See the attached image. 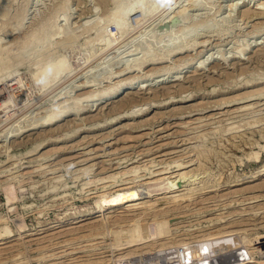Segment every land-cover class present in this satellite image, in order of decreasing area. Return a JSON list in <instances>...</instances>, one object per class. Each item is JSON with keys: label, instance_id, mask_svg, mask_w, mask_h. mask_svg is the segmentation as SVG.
<instances>
[{"label": "rangeland", "instance_id": "374dc122", "mask_svg": "<svg viewBox=\"0 0 264 264\" xmlns=\"http://www.w3.org/2000/svg\"><path fill=\"white\" fill-rule=\"evenodd\" d=\"M257 2L264 0H160L146 16L128 15L122 33L114 0H0V92L9 101L0 112V264L96 257L111 264L133 246L148 250L137 246L144 242L174 237L173 247L228 231L255 239L238 241L249 250L264 242V5ZM179 35L188 40L176 47L186 49L171 56L167 45ZM60 60L69 69L61 79ZM188 62L196 65L180 82H158ZM149 74L152 87L92 106L96 95ZM65 105L80 112L41 134L29 130ZM128 112L135 117L116 121ZM138 197L143 203L104 214L96 226L72 224L96 204ZM135 227L148 236L139 243Z\"/></svg>", "mask_w": 264, "mask_h": 264}, {"label": "bare ground", "instance_id": "6f19581e", "mask_svg": "<svg viewBox=\"0 0 264 264\" xmlns=\"http://www.w3.org/2000/svg\"><path fill=\"white\" fill-rule=\"evenodd\" d=\"M99 1H102V0H99ZM115 1V6H114V11H113V14L112 15H114L115 17H113V19H115V20H117L116 21V23L118 24V29L119 30H121V29H123L121 32L123 33L124 32V29H125V31H126V27H127V24H126V21H127V17H128V15H130L132 12H140L141 14H143L144 16H146V15H148V13L152 10V9H154L155 10V6H157V4L159 3V1L160 0H131V2H129V3H127V5L126 6H120L118 3L116 4V2L118 1H120V0H114ZM258 1V0H257ZM162 2V1H161ZM160 2V3H161ZM164 2V1H163ZM162 2V3H163ZM198 2V1H197ZM252 2V1H251ZM254 2H256V0H254ZM245 3V2H244ZM164 4V3H163ZM251 4V3H250ZM159 5H161V4H159ZM255 5H256V9H259V8H261L260 6H262L263 7V5H264V3H259V2H257V3H255ZM259 5V6H258ZM249 7V6H248ZM259 7V8H258ZM156 8H158V6L156 7ZM171 8V7H170ZM154 10H152V12L154 11ZM171 10V9H170ZM67 11V10H66ZM183 11H185V10H183ZM182 11V12H183ZM235 11V10H234ZM169 12V11H168ZM1 14V13H0ZM150 14V13H149ZM169 14V13H168ZM183 14L184 13H182V16H183ZM153 15V14H152ZM180 15V14H179ZM56 16V15H55ZM142 16V15H141ZM143 16V17H144ZM181 16V17H182ZM19 18V17H18ZM25 18V17H24ZM21 19V18H20ZM37 19H39V18H37ZM57 19V18H56ZM24 20V19H23ZM22 20V21H23ZM46 20H48V18L46 17ZM143 20V19H142ZM166 20V19H165ZM168 20V19H167ZM39 21V20H38ZM90 21V20H89ZM141 21V20H140ZM180 21V20H179ZM183 21V20H182ZM31 22V21H30ZM35 22V21H34ZM46 22V21H45ZM57 23V22H56ZM88 23V22H87ZM138 23H139V20H138ZM183 23V22H182ZM44 23L42 22V25H43ZM85 24V23H84ZM22 25H23V22H22ZM21 25V26H22ZM31 25V24H30ZM41 25V22H39L38 24H37V26H40ZM53 25V24H52ZM87 25H89V24H87ZM94 25V24H93ZM179 25V24H178ZM194 25V24H193ZM219 25V24H218ZM29 26V25H28ZM43 26H45V24L43 25ZM42 26V27H43ZM54 26V25H53ZM91 26V25H90ZM204 27V26H203ZM202 27V28H203ZM208 27V26H207ZM51 27H49V30L51 31V29H50ZM150 28V27H149ZM39 29V28H38ZM37 29V30H38ZM40 29H41V26H40ZM57 29V28H56ZM148 29V28H147ZM158 29V28H157ZM204 29H206L207 30V28H205L204 27ZM33 30H36V29H33ZM36 30V31H37ZM42 30V29H41ZM40 30V31H41ZM72 30V29H71ZM118 30V32L119 33H121L120 31ZM144 30V29H143ZM151 30V29H150ZM195 30H197V29H195ZM194 30V31H195ZM58 31V30H57ZM198 31V30H197ZM201 32H202V30H200ZM208 31H209V28H208ZM207 31V32H208ZM38 32V31H37ZM64 32V31H63ZM70 32H72V31H70ZM117 32V33H118ZM131 32V31H130ZM205 32V31H204ZM203 32V33H204ZM41 33H42V31H41ZM48 33V32H47ZM51 33H53V34H55V33H57V32H51ZM50 33V35H52ZM58 33H59V31H58ZM57 33V34H58ZM74 33V32H73ZM125 33V32H124ZM139 33V32H138ZM193 33V34H192ZM191 34L192 35H194V33H198V32H192ZM30 34V33H29ZM32 34H34V31L31 33V35ZM40 34V33H39ZM61 34V33H60ZM66 34V33H65ZM70 34V33H69ZM191 34H190V36H191ZM201 33H199L198 35H200ZM209 34V33H208ZM36 35V34H35ZM38 35V34H37ZM37 35H36V37H37ZM102 36L104 35V34H101ZM122 35V34H121ZM138 35V34H137ZM150 35V34H149ZM202 35V34H201ZM30 36V35H29ZM29 36L27 37L28 38V41L30 40L29 39ZM53 36V35H52ZM52 36H50L51 38H52ZM55 36V35H54ZM66 36V35H65ZM68 36V35H67ZM123 36V35H122ZM152 36V35H151ZM195 36H196V34H195ZM258 36V35H257ZM25 37V36H24ZM35 37V38H36ZM40 37H41V35H40ZM46 37V36H45ZM142 37H143V35H142ZM193 37V36H192ZM203 37V36H202ZM210 37V36H209ZM254 37V36H253ZM38 38H39V36H38ZM38 38H36L37 40H38ZM136 38V37H135ZM147 38V37H146ZM196 38V37H195ZM194 38V40H196ZM201 38V37H200ZM32 39H34V36H33V38ZM40 39V38H39ZM110 39V38H109ZM174 39V38H173ZM191 39H193V38H191ZM190 39V42H192V40ZM104 40H106V39H104ZM139 40V39H138ZM184 40H188V38L186 39L185 38V35H179L178 36V38L175 40H172L170 43V45H167V46H171V48L172 49H170V50H168V48H167V50H168V52H169V54L172 56V53L173 54H175V55H180V54H182L183 53V50L184 49H186L185 47H182L183 45V43H184ZM20 41H21V39H20ZM39 41V40H38ZM41 41V40H40ZM39 41V42H40ZM107 41V40H106ZM119 41V40H118ZM144 41H145V39H144ZM264 41V40H263ZM10 42V41H9ZM19 42V41H18ZM22 42V41H21ZM25 42V41H24ZM34 42H35V39H34ZM33 42V43H34ZM42 42V41H41ZM40 42V43H41ZM143 42V41H142ZM156 42V41H155ZM183 42V43H182ZM187 42V41H186ZM206 42V41H205ZM255 42V41H254ZM20 43V42H19ZM26 43V42H25ZM25 43H23L22 42V46L23 45H26ZM31 43V42H30ZM180 43H182L181 44V46L179 47H176L177 45H180ZM196 43V42H195ZM202 43V42H201ZM257 43H259V42H257ZM18 44V43H17ZM32 44V43H31ZM101 44V43H100ZM149 44V43H148ZM204 44V43H203ZM254 44V43H253ZM252 44V45H253ZM260 44V43H259ZM49 45V44H48ZM48 45H47V47H48ZM188 45V44H187ZM187 45H186V47H187ZM197 45H199V44H197ZM196 45V46H197ZM205 45V44H204ZM255 45V44H254ZM258 45V44H257ZM11 46V45H10ZM19 46V45H18ZM21 46V45H20ZM19 46V47H20ZM28 46H30V44H29V42L27 43V45L25 46V47H27L28 48ZM149 46V45H148ZM152 46V45H151ZM166 46V47H167ZM174 46H175V48H174ZM192 46H194V45H192ZM248 46H251V44L250 45H248ZM2 47V46H1ZM24 47V48H25ZM51 47V46H50ZM110 47V46H109ZM145 47V46H144ZM154 47H155V45H154ZM252 47H254V46H252ZM15 48V47H14ZM23 48V47H22ZM27 48H25V49H27ZM52 48V47H51ZM182 48H184V49H182ZM9 49V48H8ZM16 49V48H15ZM18 49V48H17ZM24 49V50H25ZM137 49V48H136ZM188 49V48H187ZM208 49V48H207ZM248 48L246 47V50H247ZM249 49H251V48H249ZM253 49V48H252ZM47 50V49H46ZM130 50H132V48L130 49ZM210 50V49H209ZM50 51V50H49ZM92 51V50H91ZM100 51V50H99ZM141 51V50H140ZM40 52V51H39ZM129 52V51H128ZM151 52V51H150ZM153 52V51H152ZM251 52V51H250ZM127 53V52H126ZM131 53V52H130ZM185 53H186V51H185ZM239 53V52H238ZM247 53H248V50H247ZM92 54V53H91ZM241 54H243L244 55V53L242 52V53H240L239 54V57H237L238 59H240V55ZM116 55V54H115ZM118 55V54H117ZM169 55V56H170ZM216 55V54H215ZM92 56V55H91ZM95 56V55H94ZM93 56V57H94ZM147 56V55H146ZM200 56V55H199ZM108 57V56H107ZM166 57V56H165ZM210 57V56H209ZM248 57V56H247ZM5 58V57H4ZM148 58V57H147ZM217 58L218 57H216V60H217ZM3 58L2 57H0V60H2ZM91 59V58H90ZM115 59V58H114ZM140 59V58H139ZM152 60L151 61H149L148 63L146 62V64L148 65H150V64H152L153 65V63L155 64V62H154V58H151ZM189 59V58H188ZM206 59H208V58H206ZM212 59V58H211ZM214 59H215V57H214ZM222 59H224V58H222ZM246 59V58H245ZM133 60V59H132ZM131 60V61H132ZM134 60L137 62V58L135 59L134 58ZM150 60V59H149ZM157 60V59H156ZM209 60V59H208ZM207 60V61H208ZM130 61V60H129ZM143 61H144V59L142 60V62L141 63H143ZM145 61H148V59L146 60L145 59ZM2 62V61H1ZM63 62L64 61H62V60H60L57 64H56V68H55V72H56V74H57V78H59V77H61L62 76V78H63V75H66V74H68V72H69V69H67V67L66 66H64V64H63ZM184 62V61H183ZM186 62V61H185ZM191 62V61H190ZM201 62V61H200ZM204 62V61H203ZM203 62H201L202 64H203ZM129 63V62H128ZM158 63V62H157ZM194 63V62H193ZM189 64V62H188V64H186L183 68L181 67L180 69L178 68V70H177V72H176V74H177V76H173V78L174 79H172V80H168L166 77H165V79L163 78V80H160V79H162V78H159L158 80V82L159 83H164V82H169V83H176V81H179V79L182 77L181 75L183 74V73H188L189 72V70H187L188 68H193V66H195L196 64ZM200 63V64H201ZM144 64H145V62H144ZM145 64V65H146ZM205 64H207V63H205L204 62V64L203 65H205ZM135 65V64H134ZM139 65H141L140 64V62H139ZM138 65V62H137V66H139ZM146 65V66H147ZM197 65H199L198 63H197ZM127 66V65H126ZM136 66V65H135ZM144 66V65H143ZM103 67V66H102ZM179 67V66H178ZM200 67H202V65H199V68ZM128 68H130V67H128ZM138 68H140V67H137V69ZM142 68V67H141ZM198 68V67H197ZM196 68V69H197ZM198 68V69H199ZM132 69H134V70H136L135 69V67L134 68H132ZM131 69V71L133 72V70ZM106 70V69H105ZM168 70V69H167ZM91 71V70H90ZM111 71V70H110ZM104 72V71H103ZM122 72H126V74H129V72H130V70L128 71V69H126L125 71H122ZM120 73L121 75H123V74H125V73ZM138 72V71H137ZM152 72H154V71H152ZM157 72V71H156ZM161 72H163V71H161ZM170 72V71H169ZM168 72V73H169ZM150 73V72H149ZM155 73V72H154ZM166 73V72H165ZM164 73V74H165ZM170 73H172V72H170ZM86 74V73H85ZM95 74V73H94ZM102 74V73H101ZM137 74V73H136ZM160 74V73H159ZM163 74V75H164ZM167 74V73H166ZM146 75V74H145ZM153 75V74H152ZM70 76V75H69ZM68 76V77H69ZM84 76V75H83ZM111 76V75H110ZM109 76V77H110ZM116 76V75H115ZM150 76H151V74H149V75H147V76H143V77H141V76H135V78L133 77V79H131L130 81H124V82H122V84H120L118 87H116L115 89H113V90H111V91H109L108 93H106L105 92V94H102V95H98L99 97H97V95H96V98H95V96H94V98L95 99H90L92 102H94V104L92 105L93 107H94V105L96 104V105H99V104H105V103H109V102H113V101H115V100H119V99H121L123 96H125V95H129V94H133V93H137V92H139L140 90H145L146 88H148V87H150L151 86V84H148V82L151 80L150 79ZM154 76V75H153ZM153 76H151V78L153 77ZM161 76V75H160ZM155 77H156V75H155ZM172 77V76H171ZM186 77V76H185ZM184 77V78H185ZM154 78V77H153ZM183 78V77H182ZM59 79H61V78H59ZM55 80V79H54ZM57 80V79H56ZM50 81V80H49ZM154 81V80H153ZM58 82V81H57ZM96 82V81H95ZM156 82V81H155ZM180 82V81H179ZM59 83V82H58ZM48 84V83H47ZM87 84V83H86ZM86 84H85V86H86ZM91 84V83H90ZM155 84V83H154ZM50 85V84H49ZM79 85V84H78ZM83 86V85H82ZM88 86V85H87ZM90 86V85H89ZM154 86V85H153ZM163 86V85H162ZM168 86V85H167ZM46 87V86H45ZM80 88H81V86H79ZM152 87V86H151ZM159 87V86H158ZM166 87V86H165ZM165 87H162V88H165ZM84 88V87H83ZM157 88V87H156ZM167 88V87H166ZM62 89V88H61ZM76 89V88H75ZM150 90H152V89H150ZM154 90V89H153ZM63 94V93H62ZM62 94H60V95H62ZM65 94V93H64ZM71 94V93H70ZM92 94V93H91ZM59 95V96H60ZM66 95V94H65ZM58 96V97H59ZM89 96H90V94H89ZM88 96V97H89ZM3 96H1V92H0V112L2 111V110H4L5 109V107H6V105H8V100H5V99H3L2 98ZM66 97V96H65ZM69 97V96H68ZM88 97H86V98H88ZM85 98V99H86ZM60 99V98H59ZM70 99V98H69ZM72 99H73V97H72ZM89 99V98H88ZM88 99H86V100H88ZM10 100V99H9ZM58 100V99H57ZM71 100V99H70ZM68 101V100H67ZM65 102H66V100H65ZM75 102V101H74ZM73 102V103H74ZM84 102V101H83ZM60 103V102H59ZM63 103V102H62ZM72 103V102H71ZM77 104V103H76ZM80 104H81V102H80ZM66 106V105H65ZM73 106V105H72ZM71 107V106H70ZM89 107H91V106H89ZM96 107V106H95ZM67 108V109H66ZM66 108H65V110L63 109L61 112H59V113H55L56 115H51V117H48V119L46 120V119H44L45 121L44 122H42V123H40V124H38V123H34V124H32V125H34V126H36L35 124H38L36 127H32L31 129H29V130H31V131H35V130H37V132H38V129H47V128H51V127H54V126H56L57 127V124L59 123V122H61V121H63L66 117H68V116H72V115H74L75 113L76 114H78V112H80V111H77V110H79V108H74V107H72V108H70V109H68V107L66 106ZM74 108V109H73ZM84 107H82V109H83ZM151 108V107H150ZM54 109V108H53ZM52 109V110H53ZM81 109V110H82ZM85 109V108H84ZM86 109H87V107H86ZM6 110V109H5ZM149 110V109H148ZM8 111V110H7ZM44 111V110H43ZM5 112V111H4ZM53 112V111H52ZM145 111H143V113H144ZM7 113V112H6ZM136 113V112H135ZM134 112H133V114L134 115H131V114H129V112L128 113H126L125 115H124V113H123V115L121 114V116H118L117 117V119H116V121L117 122H119L120 123V121H122L123 120V118H133V117H135V114ZM141 113V112H140ZM139 114V113H138ZM12 116V115H11ZM53 116V117H52ZM25 117V116H24ZM22 119V118H21ZM31 119V118H30ZM42 119V118H41ZM148 119V118H147ZM39 120V119H38ZM115 120V119H114ZM2 121V120H1ZM30 121V120H29ZM34 121V120H33ZM43 121V120H42ZM124 121V120H123ZM40 122H41V120H40ZM114 122V121H113ZM1 123V122H0ZM21 123V122H20ZM15 124V123H14ZM14 126V125H13ZM16 126V125H15ZM59 126H60V124H59ZM12 127V126H11ZM26 127V126H25ZM27 127H28V125H27ZM26 127V128H27ZM8 128H9V126H8ZM7 128V129H8ZM21 128V127H20ZM19 128V129H20ZM123 128V127H122ZM6 129V130H7ZM25 129V128H24ZM53 129V128H52ZM9 130H11L10 128H9ZM9 130H7V131H9ZM12 131H14V129L12 130ZM18 131V130H17ZM33 131V132H34ZM46 131V130H45ZM2 132H3V130H2ZM16 132V131H15ZM32 132V133H33ZM40 132V131H39ZM38 132V133H39ZM42 132V131H41ZM123 132V131H122ZM13 133V132H12ZM21 133H22V131H21ZM36 133V132H35ZM45 133V132H44ZM124 133V132H123ZM129 133V132H128ZM4 135H5V133H3ZM17 134V133H16ZM15 133L13 134V135H16ZM39 134H41V133H39ZM119 134H120V132H119ZM122 134V133H121ZM12 134H7V137L8 136H10L11 138L12 137H14V136H11ZM123 135V134H122ZM130 135V134H129ZM3 136V135H2ZM121 136V135H120ZM1 137V136H0ZM5 137V136H4ZM16 137V136H15ZM39 137V136H38ZM129 137V136H128ZM6 138V137H5ZM120 138V137H119ZM129 139H132V138H129ZM6 140V139H5ZM4 140V141H5ZM11 142V141H10ZM13 143V142H12ZM15 143V142H14ZM46 143V142H45ZM2 145H4V144H2ZM6 145V144H5ZM1 146V145H0ZM81 155V154H80ZM85 156V155H84ZM87 157V156H86ZM78 158V157H77ZM80 159V158H79ZM73 160V159H72ZM101 162H103V161H101ZM97 164V163H96ZM124 172V171H123ZM178 178V177H177ZM174 182H176L175 180H174ZM174 182L171 184L172 186H171V189L170 190H173L172 192H169V193H173L174 191H175V189H177V186H175L174 185ZM181 182V181H180ZM168 184H170V183H168ZM254 185V184H253ZM169 187H170V185H169ZM168 187V188H169ZM180 189V188H179ZM178 192H179V190H178ZM101 197V196H100ZM148 197V196H147ZM102 198H104V195L101 197V198H99V199H102ZM143 198V197H142ZM142 200L143 199H141V197L139 198H129L127 201L126 200H124V201H122L121 203H118V204H111V203H109L110 205L109 206H104L103 204H96V210H94V211H92L91 213H86V214H81V215H79L77 218H75L76 220L75 221H73V223L72 224H79V226L80 227H85L86 229L88 228V227H93L94 225L96 226V224H98L99 223V218L101 217V216H103L104 214H107V215H109L110 213H117L118 214V210H117V208L118 209H128V208H131V209H134L136 206H138V205H140L141 203H143L142 202ZM98 203V202H97ZM145 203V202H144ZM89 210V209H88ZM116 211H118V212H116ZM124 211V210H123ZM123 211H121V212H123ZM131 211H133V210H131ZM120 213V212H119ZM106 215V216H107ZM118 216V215H117ZM116 219H117V217H115ZM74 219V218H73ZM119 219V218H118ZM90 220V221H89ZM88 221V222H87ZM63 222V221H62ZM69 223V222H68ZM232 223V222H231ZM235 224V223H234ZM233 224V225H234ZM74 225V226H75ZM232 225V226H233ZM69 226V225H68ZM105 226H106V224H105ZM67 227V226H66ZM73 226H71V228H72ZM77 227V226H76ZM223 227V226H222ZM6 228V227H5ZM70 228V227H69ZM75 228V227H74ZM89 228V229H90ZM226 228V227H225ZM220 229V228H219ZM227 229V228H226ZM5 230V229H4ZM52 230V229H51ZM62 230V229H61ZM64 230V229H63ZM70 230H71V234H72V230L73 229H69V232H70ZM79 231H80V229H78ZM6 231V230H5ZM58 231H59V229H58ZM74 231H75V229H74ZM85 230L83 229V232H84ZM245 231V230H244ZM248 231V230H247ZM65 232V231H64ZM68 232V233H69ZM75 232H77V231H75ZM74 232V234H76ZM81 232V231H80ZM215 232V231H214ZM230 234H232V232H230V231H228ZM227 232V234H226V232L224 233L225 235H228L229 233ZM9 233V232H8ZM49 233V232H48ZM53 233V232H52ZM67 233V234H68ZM206 233V232H205ZM208 233V232H207ZM240 233V232H239ZM7 234V233H6ZM162 233L160 232V233H158V234H151V236H153V238L154 237H157V236H159L160 235V237L162 236H164L163 234L161 235ZM223 234V233H222ZM224 234H223V236L220 234V237H215V236H217V234H210V235H207V234H205V236H199L200 238H197L196 239V237L195 238H193V240H191V241H187V242H184V241H182V240H180V242H178V245H186V247H187V249L189 250V253H190V255L194 258V257H205V258H211V257H213V256H216V255H218V254H220V253H225V252H228V251H236V250H238V251H244V252H246V253H248V255H249V258H251V257H253V255H254V253L255 252H257L258 251V247H256V249H254V250H249V249H246V248H244L243 246H244V244H245V246H249V244L252 242V241H254L253 239H251V237L248 235V234H246L245 232H241V236H240V239L241 240H239V238L237 239V237L235 238V237H233V236H235V235H233V236H230V234L228 235V236H224ZM233 234H236V232L234 231V233ZM8 235H10V234H8ZM7 235V236H8ZM56 235V234H55ZM65 235V234H64ZM69 235H70V233H69ZM207 235V236H206ZM238 235V234H237ZM132 236H134V237H136L134 240H133V242L135 241V242H138V241H140V240H142L145 236H144V234H143V232H142V230L140 229V228H138V227H135L134 228V234L132 235ZM219 236V235H218ZM257 236V235H256ZM146 237H148V236H146ZM159 237V238H160ZM165 237H166V235H165ZM164 237V238H165ZM261 237H264V235H262V236H260L259 235V238L260 239H264V238H261ZM158 238V237H157ZM163 238V239H164ZM174 238V237H173ZM173 238H171L172 240H169V239H167V237L165 238V240H160V241H157V239L156 238H154V239H156V240H153V241H150L149 243H146V242H144L143 244L141 243L140 245H137V246H144V245H146V246H144L146 249H162V248H165V246H167L168 244H170L169 246H171V244H173ZM182 238V237H181ZM253 238V237H252ZM254 238H256V237H254ZM179 239V238H178ZM195 239V240H194ZM169 240V241H168ZM184 240H185V237H184ZM257 240H258V238H257ZM0 241H5V238H0ZM147 241V240H146ZM154 241H156V242H154ZM175 241H177V240H175ZM238 241H241V242H243L242 243V245L243 246H238ZM256 241V240H255ZM259 242H260V240H258ZM129 242H131V241H129ZM141 242V241H140ZM5 242H3V243H0V245H2V244H4ZM139 243V242H138ZM255 244L257 243V242H254ZM253 243V244H254ZM262 243V242H261ZM252 244V243H251ZM178 245H172L173 247L175 246H178ZM134 247H136V246H133V247H131V248H129V249H125L126 251H124V252H121L120 254H119V256L117 257V259H115L116 260V263H120L121 261H122V259L124 260V259H126V258H128V257H131V256H133L134 254H136V252H137V250L139 249V248H134ZM145 248H143V249H145ZM167 248H168V246H167ZM171 248V247H170ZM3 250V249H2ZM138 251H140V249L138 250ZM117 256V255H116ZM83 257V256H82ZM76 260V259H75ZM104 257H96V258H93V259H91V258H86V259H81V258H79V260L77 259L74 263H69V264H102L103 262H105V261H107L108 262V260H104ZM121 260V261H120ZM16 261V260H15ZM74 261V260H73ZM120 261V262H119ZM70 262V261H69ZM115 262V261H114ZM22 263V262H21ZM27 263V262H26ZM68 263V262H67ZM106 263V262H105ZM104 263V264H105ZM20 264V263H19Z\"/></svg>", "mask_w": 264, "mask_h": 264}, {"label": "built area", "instance_id": "2783aa9c", "mask_svg": "<svg viewBox=\"0 0 264 264\" xmlns=\"http://www.w3.org/2000/svg\"><path fill=\"white\" fill-rule=\"evenodd\" d=\"M258 251L249 258L244 251H228L211 258L192 257L186 245L162 249H148L139 251L120 263L111 264H264V242L255 244Z\"/></svg>", "mask_w": 264, "mask_h": 264}]
</instances>
